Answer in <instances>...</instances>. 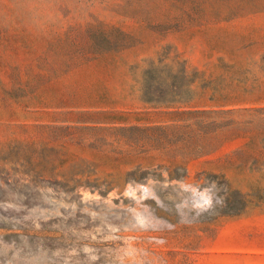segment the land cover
Returning <instances> with one entry per match:
<instances>
[{"label": "rangeland", "instance_id": "obj_1", "mask_svg": "<svg viewBox=\"0 0 264 264\" xmlns=\"http://www.w3.org/2000/svg\"><path fill=\"white\" fill-rule=\"evenodd\" d=\"M0 264H264V0H0Z\"/></svg>", "mask_w": 264, "mask_h": 264}]
</instances>
